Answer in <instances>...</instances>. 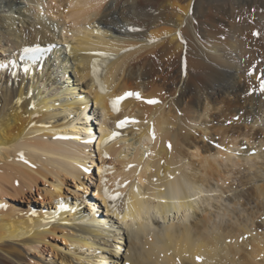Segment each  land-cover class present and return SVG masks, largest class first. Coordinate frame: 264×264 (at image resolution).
Wrapping results in <instances>:
<instances>
[{
  "label": "bare ground",
  "instance_id": "obj_1",
  "mask_svg": "<svg viewBox=\"0 0 264 264\" xmlns=\"http://www.w3.org/2000/svg\"><path fill=\"white\" fill-rule=\"evenodd\" d=\"M0 14L1 43L20 41L0 60V264L59 236L62 264H264V0H0ZM30 195L36 212L10 206Z\"/></svg>",
  "mask_w": 264,
  "mask_h": 264
},
{
  "label": "rangeland",
  "instance_id": "obj_2",
  "mask_svg": "<svg viewBox=\"0 0 264 264\" xmlns=\"http://www.w3.org/2000/svg\"><path fill=\"white\" fill-rule=\"evenodd\" d=\"M2 14V16H4L3 15V13H1ZM0 14V15H1ZM250 22H254V21H250ZM263 24V26H264V22L262 23ZM17 31V30H16ZM14 36V35H13ZM14 40L16 41L15 43H16V45H17V42L19 43L20 41H19V39H14L13 38V40L11 39L10 41H12V42H14ZM8 43H6V42ZM4 41V44L3 43H1V41H0V60H2L3 61V59H5L4 57H8V55H10V54H8L9 52H10V49H11V51L13 50V48H16V46H15V43H10V41L9 40H5ZM10 43V44H9ZM3 44V45H2ZM11 44L12 45H14V47L12 46L11 47ZM4 45H6L5 46V48L4 49H2V47L4 46ZM10 47V48H9ZM8 48H9V50H8ZM2 51V52H1ZM5 51V52H4ZM9 51V52H8ZM262 59V58H261ZM261 64L263 65V67H262V73H260V78H262L263 77V72H264V63H263V60H262V62H261ZM5 75V74H4ZM9 76V75H8ZM254 89L251 91V93L252 94H254ZM70 190H74V189H72V188H70ZM71 195H70V192H69V195H68V197H70ZM10 201V203H13L12 205H10V206H12L15 210H17L18 212H23V211H25V212H31V213H34V212H36L34 209L35 208H37L39 205H38V203L37 202H35V200H34V198L30 195L27 199H25V201H28V203H20V202H18V201H14V200H9ZM25 209H24V208ZM86 207V206H85ZM30 208V209H29ZM87 208V207H86ZM83 211H86V209L85 208H83ZM48 242H49V245H46V246H44L43 248H42V252L41 253H39V255L37 254V253H33V254H31L30 256L31 257H35V260H37V262L35 261V260H31L30 262H28V263H26V264H33V262H34V264H41V263H43V264H62V262L59 260V253L60 254H62V255H64V254H66V253H68L69 251H70V245H67L64 241H62V239H61V236H59V237H57L56 239H49L48 240ZM55 246V247H54ZM53 249H52V248ZM68 248V249H67ZM53 251H52V250ZM45 250V251H44ZM55 250V251H54ZM42 254V255H41ZM38 255V256H37ZM40 256V257H39ZM41 259V260H40ZM119 260V263L118 264H124V262H123V260H121L120 258L118 259ZM41 263H40V262ZM115 260H113L112 262H114ZM55 262V263H54ZM115 264H117V263H115Z\"/></svg>",
  "mask_w": 264,
  "mask_h": 264
},
{
  "label": "snow or ice",
  "instance_id": "obj_3",
  "mask_svg": "<svg viewBox=\"0 0 264 264\" xmlns=\"http://www.w3.org/2000/svg\"><path fill=\"white\" fill-rule=\"evenodd\" d=\"M103 2H104V0H98V4H102ZM131 31H137V29L133 28V29H131ZM254 35H259V33H254ZM46 50L47 51H50L51 49L49 48V49H46ZM42 51L43 50L39 46H36L35 48H25L24 49V54L26 56H30L31 59H37V56L35 54L36 53H40ZM97 55L103 56V55H106V54H104V53H98ZM3 67H5V65L0 64V68H3ZM28 71H29V68L26 66L24 68V72L25 73H28ZM98 71H99V64H98V62L94 61L93 62V76H96V74H97ZM13 75H15V74H13ZM97 83H100V81L98 79H97ZM100 89H101L102 92L106 90L104 88V85L103 84H100ZM260 90L262 92H264V83L261 84ZM129 97H134L136 99H141V96H140V93L139 92H131V91L130 92H125L123 95L117 96L115 99H113V100L110 101L112 110L114 112H118L119 111V105H120L121 101H123V100H125V99H127ZM17 103H19V101H17ZM146 103L156 104V103H159V101L153 99V100H147ZM33 107H35V105H33ZM128 122H129L128 118H125L124 120L118 122L117 127L118 128H123V127L126 126V124ZM132 122L135 123L136 121H132ZM115 136H116V133L114 132L112 134V137H110V138H114ZM152 138L155 139L154 129L152 131ZM89 142L90 141H85V143H89ZM104 143H107V141H105ZM216 146L217 147H220V145H218V144ZM168 147L171 150V144L170 143H169ZM21 159H23L22 154H21ZM128 167L129 168H132L134 166L133 165H128ZM85 171H88V169L85 168ZM101 171L102 172H105L106 170L105 169H102ZM101 183L104 184V185H106L107 184V181L106 180H102ZM103 194H104V196H105V198L107 200L112 201V202H114L116 199H119V193H118V191L116 192V194H112V193L109 192V190L107 189V187H105L103 189ZM0 207H3V205H0ZM109 207L114 210L115 209L114 203H110L109 204ZM196 259H197V261H200L202 258L201 257H197Z\"/></svg>",
  "mask_w": 264,
  "mask_h": 264
},
{
  "label": "water",
  "instance_id": "obj_4",
  "mask_svg": "<svg viewBox=\"0 0 264 264\" xmlns=\"http://www.w3.org/2000/svg\"><path fill=\"white\" fill-rule=\"evenodd\" d=\"M42 50H43V49H42ZM42 52H44V53H45V52H46V49H44Z\"/></svg>",
  "mask_w": 264,
  "mask_h": 264
}]
</instances>
